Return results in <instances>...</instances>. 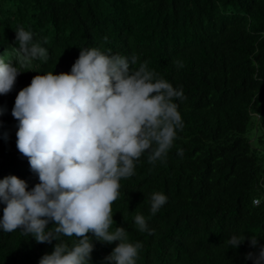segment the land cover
<instances>
[{
  "label": "trees",
  "instance_id": "trees-1",
  "mask_svg": "<svg viewBox=\"0 0 264 264\" xmlns=\"http://www.w3.org/2000/svg\"><path fill=\"white\" fill-rule=\"evenodd\" d=\"M21 25L47 50L46 60L20 67L14 41ZM81 48L135 56L133 68L146 62L185 97L175 101L184 128L166 160L153 165L144 153L112 204L110 230L122 227L128 242L142 244L135 264H253L247 254L264 247V0H0V60L21 71L0 94V180L16 176L28 191L39 183L16 147L14 102L34 76L70 73ZM153 192L167 196L155 214ZM137 214L152 234L138 230ZM87 235L88 264H110L118 242ZM233 235L245 237L236 248L228 243ZM56 243L0 229V264H39Z\"/></svg>",
  "mask_w": 264,
  "mask_h": 264
},
{
  "label": "clouds",
  "instance_id": "clouds-1",
  "mask_svg": "<svg viewBox=\"0 0 264 264\" xmlns=\"http://www.w3.org/2000/svg\"><path fill=\"white\" fill-rule=\"evenodd\" d=\"M32 35L22 25L15 31L20 67L48 57ZM136 63L135 56L81 48L70 73L36 75L16 96L11 113L19 121L16 147L39 183L28 191L16 176L0 180V203L5 205L0 229H20L38 244L58 241L39 264H88L93 251L88 233L100 242H118L106 258L110 264H135L142 244L128 242L122 227L110 230L112 204L120 195L121 179L135 174V162L144 153L153 165L166 160L184 128L175 101L185 99L182 88L173 87L146 62L133 68ZM20 73L11 61L0 60V94L12 90ZM177 155L183 156V150L177 149ZM166 202L164 193L153 192L151 213ZM252 203L259 206L261 200ZM134 221L139 231L152 234L143 215ZM49 222L53 227L46 231ZM62 237L79 239L69 245ZM244 240V235H233L228 243L236 248ZM248 240L257 246L258 238ZM246 259L264 264V247Z\"/></svg>",
  "mask_w": 264,
  "mask_h": 264
}]
</instances>
